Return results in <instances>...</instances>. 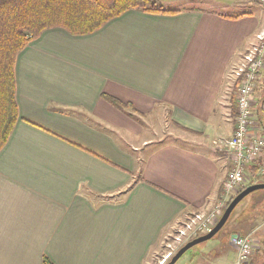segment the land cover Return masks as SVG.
<instances>
[{
  "label": "crops",
  "instance_id": "1",
  "mask_svg": "<svg viewBox=\"0 0 264 264\" xmlns=\"http://www.w3.org/2000/svg\"><path fill=\"white\" fill-rule=\"evenodd\" d=\"M204 1L173 14L127 10L85 35L48 28L17 55L0 264H150L165 235L213 208L230 168L217 141L235 129V72L264 9ZM259 91L264 72L253 96L264 134ZM158 118L188 138L155 142L148 123ZM211 247L183 264H235L228 241Z\"/></svg>",
  "mask_w": 264,
  "mask_h": 264
},
{
  "label": "trees",
  "instance_id": "2",
  "mask_svg": "<svg viewBox=\"0 0 264 264\" xmlns=\"http://www.w3.org/2000/svg\"><path fill=\"white\" fill-rule=\"evenodd\" d=\"M255 3L261 5L258 1ZM131 9L148 13L179 12L178 9L163 8L156 0H0V150L19 119L14 69L16 57L24 47L45 29L60 27L72 35L90 34ZM101 96L124 113L127 108L132 111L127 103L114 96L106 93ZM262 103L263 99L258 102L260 117ZM255 183L264 181L251 184ZM43 264L52 262L44 257Z\"/></svg>",
  "mask_w": 264,
  "mask_h": 264
},
{
  "label": "built area",
  "instance_id": "3",
  "mask_svg": "<svg viewBox=\"0 0 264 264\" xmlns=\"http://www.w3.org/2000/svg\"><path fill=\"white\" fill-rule=\"evenodd\" d=\"M258 1L264 9V0ZM255 39L235 72V129L230 137L217 141L220 149L227 151L230 162L222 191L208 213L194 214L178 230L175 236L178 243L184 237L193 238L209 232L221 217L228 200L251 184L250 178L255 182L264 176V134L253 110L257 77L264 71V26L255 34ZM228 242L236 251L235 264H251L255 246L248 234L236 232L229 236Z\"/></svg>",
  "mask_w": 264,
  "mask_h": 264
},
{
  "label": "rangeland",
  "instance_id": "4",
  "mask_svg": "<svg viewBox=\"0 0 264 264\" xmlns=\"http://www.w3.org/2000/svg\"><path fill=\"white\" fill-rule=\"evenodd\" d=\"M159 5L164 8H183V7H202L206 6L209 3L204 0H156ZM208 1V0H207ZM249 2V0H247ZM258 1V0H252ZM259 2V1H258ZM246 3V2H245ZM219 7V6H218ZM221 7V6H220ZM245 8H251L259 10L260 7L255 5L254 3H248ZM227 11V10H224ZM260 99L259 102L263 99L262 106L264 104V95H261V91L257 93ZM259 108V105L258 107ZM263 108V107H262ZM152 120V118H151ZM150 120V121H151ZM159 120V121H158ZM149 122L148 128H150V132L152 135V139L157 142L159 140L162 141H172V140H180L183 141L188 138L187 134H183L181 131L176 130L170 122L162 121V118ZM227 154L225 148L218 149ZM264 179V176L262 177ZM253 181L251 178L249 182ZM226 208V207H225ZM225 210V209H224ZM194 215V214H193ZM192 215V216H193ZM190 216L189 219L192 217ZM186 221V220H185ZM186 223V222H185ZM180 224L177 226L171 233L165 235L160 244L157 247V251L155 252V256L153 257L150 264H165L168 258L175 254L176 251L187 241H190L193 238H185L182 242L178 243L175 239V236L178 234V230L184 226V224ZM236 232L248 234L252 243L254 244V253L253 256L257 257L260 260V264H264V188H257L243 197L239 202L236 208L233 209L230 214L228 220L224 224V226L210 239L205 240L201 243L196 244L191 249H189L183 257H181L175 264H183V260L194 250L198 249H206L208 252H213L211 245L215 242H219L220 244H225L228 241V237L230 234H234ZM256 243V245H255ZM229 244V242H228ZM230 246V244H229ZM236 252V251H235ZM254 257L252 259V264H254ZM257 262V259L255 263Z\"/></svg>",
  "mask_w": 264,
  "mask_h": 264
},
{
  "label": "water",
  "instance_id": "5",
  "mask_svg": "<svg viewBox=\"0 0 264 264\" xmlns=\"http://www.w3.org/2000/svg\"><path fill=\"white\" fill-rule=\"evenodd\" d=\"M257 188H264V183H258V184H250L247 185L245 188H243L239 193H237L232 200L229 202L225 210L223 211L221 217L217 221V223L210 229L209 232L200 235L196 238H193L190 241H187L185 244H183L175 254H173L169 260L166 261L165 264H175L179 258L189 249H191L193 246H195L198 243H201L205 240L210 239L212 236H214L226 223L228 220L230 214L232 213L233 209L236 207L238 202L245 197L247 194H249L251 191L257 189Z\"/></svg>",
  "mask_w": 264,
  "mask_h": 264
}]
</instances>
